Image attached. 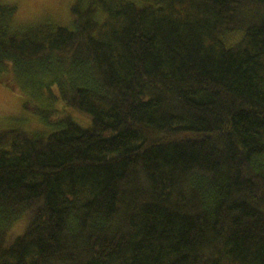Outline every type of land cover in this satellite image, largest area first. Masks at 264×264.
I'll list each match as a JSON object with an SVG mask.
<instances>
[{
	"label": "trees",
	"instance_id": "trees-1",
	"mask_svg": "<svg viewBox=\"0 0 264 264\" xmlns=\"http://www.w3.org/2000/svg\"><path fill=\"white\" fill-rule=\"evenodd\" d=\"M15 11L0 83L53 131H0V264H264V0Z\"/></svg>",
	"mask_w": 264,
	"mask_h": 264
},
{
	"label": "rangeland",
	"instance_id": "rangeland-1",
	"mask_svg": "<svg viewBox=\"0 0 264 264\" xmlns=\"http://www.w3.org/2000/svg\"><path fill=\"white\" fill-rule=\"evenodd\" d=\"M72 2L73 0H0V3L15 6L14 24L21 29L36 24L47 26V23L70 27ZM23 102L19 93L0 83V131L19 128L29 132H52L53 128L43 125L37 116L23 109Z\"/></svg>",
	"mask_w": 264,
	"mask_h": 264
}]
</instances>
